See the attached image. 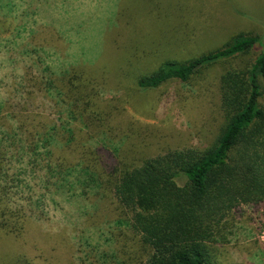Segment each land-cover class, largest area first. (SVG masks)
<instances>
[{
  "label": "rangeland",
  "instance_id": "obj_1",
  "mask_svg": "<svg viewBox=\"0 0 264 264\" xmlns=\"http://www.w3.org/2000/svg\"><path fill=\"white\" fill-rule=\"evenodd\" d=\"M123 2L0 0V187L8 189L0 202V264H124V248L134 250L117 214L97 215L99 198L45 184L42 162L49 150L54 161L76 155L64 140V128L74 127L68 107L55 104L53 91H43L53 79L73 66L85 68L106 119L105 130L85 144L140 166L214 142L224 121L223 72L213 65L190 83L147 91L138 80L168 60L199 57L239 34L264 42V0ZM261 51L257 45L246 59ZM43 134L55 138L53 145L28 149ZM24 138L27 143H20ZM19 210L24 228L17 235L2 225L15 221ZM237 214L230 243L218 245L217 264H264V206H243Z\"/></svg>",
  "mask_w": 264,
  "mask_h": 264
},
{
  "label": "trees",
  "instance_id": "obj_2",
  "mask_svg": "<svg viewBox=\"0 0 264 264\" xmlns=\"http://www.w3.org/2000/svg\"><path fill=\"white\" fill-rule=\"evenodd\" d=\"M129 10L125 16L130 22ZM257 45L262 47L259 55L246 59ZM213 65L223 72L224 119L214 142L203 150L182 149L148 158L140 166L124 154L109 156L108 150L85 144L106 127L85 68L71 67L43 90L53 91L56 105L68 107L67 118L74 127L64 128V140L76 153L54 161L49 150L46 163L40 160L45 184L49 190L56 185L57 189L80 190L88 198L93 194L103 201L97 211L101 218L117 214L121 233H130L134 242L133 251H122L124 264H217L218 245L230 243L240 208L264 206L262 38L239 34L199 57L168 60L153 74L141 77L137 87L147 91L174 81L187 84ZM35 139L26 144L24 138L20 143L35 153L56 141L49 134ZM3 157L0 153V161ZM7 190L0 187V202L7 200ZM21 211L13 213L15 221L4 220L2 227L21 234Z\"/></svg>",
  "mask_w": 264,
  "mask_h": 264
}]
</instances>
